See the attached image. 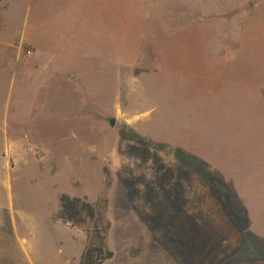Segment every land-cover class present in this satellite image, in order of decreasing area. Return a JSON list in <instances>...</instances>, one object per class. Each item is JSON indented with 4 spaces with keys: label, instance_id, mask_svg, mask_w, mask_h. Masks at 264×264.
Returning a JSON list of instances; mask_svg holds the SVG:
<instances>
[{
    "label": "rangeland",
    "instance_id": "374dc122",
    "mask_svg": "<svg viewBox=\"0 0 264 264\" xmlns=\"http://www.w3.org/2000/svg\"><path fill=\"white\" fill-rule=\"evenodd\" d=\"M108 177L104 264H264V0H0V264L4 206L80 264Z\"/></svg>",
    "mask_w": 264,
    "mask_h": 264
},
{
    "label": "trees",
    "instance_id": "16d2710c",
    "mask_svg": "<svg viewBox=\"0 0 264 264\" xmlns=\"http://www.w3.org/2000/svg\"><path fill=\"white\" fill-rule=\"evenodd\" d=\"M111 188L112 182L108 177L104 194L96 203L87 198H73L67 195L60 198V210L55 220L82 229L87 235V244L80 264H104L114 259L115 254L108 247V237L112 229L108 216V194Z\"/></svg>",
    "mask_w": 264,
    "mask_h": 264
},
{
    "label": "crops",
    "instance_id": "0c3cea01",
    "mask_svg": "<svg viewBox=\"0 0 264 264\" xmlns=\"http://www.w3.org/2000/svg\"><path fill=\"white\" fill-rule=\"evenodd\" d=\"M7 146V145H6ZM5 164V163H4ZM6 170V166L4 168ZM1 219L4 222V233L10 241H15L16 245H19L30 257V262L33 264L31 253L35 255L34 264H60L59 260H55L53 254L50 253L48 248H41L35 245L28 247V239L23 235L22 229L25 227V222L18 219L16 213H11V210L6 206L3 207L1 213ZM21 220V224L18 225V221ZM11 261V260H10ZM81 262V261H80Z\"/></svg>",
    "mask_w": 264,
    "mask_h": 264
},
{
    "label": "water",
    "instance_id": "95a60500",
    "mask_svg": "<svg viewBox=\"0 0 264 264\" xmlns=\"http://www.w3.org/2000/svg\"><path fill=\"white\" fill-rule=\"evenodd\" d=\"M111 125H112V126H114V125H115V121H114V120L111 122Z\"/></svg>",
    "mask_w": 264,
    "mask_h": 264
}]
</instances>
